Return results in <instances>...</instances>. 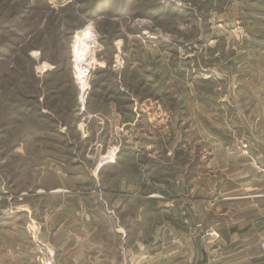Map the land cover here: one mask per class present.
Masks as SVG:
<instances>
[{"label":"rangeland","instance_id":"1","mask_svg":"<svg viewBox=\"0 0 264 264\" xmlns=\"http://www.w3.org/2000/svg\"><path fill=\"white\" fill-rule=\"evenodd\" d=\"M151 150L199 206L264 195V0H0V221Z\"/></svg>","mask_w":264,"mask_h":264},{"label":"crops","instance_id":"2","mask_svg":"<svg viewBox=\"0 0 264 264\" xmlns=\"http://www.w3.org/2000/svg\"><path fill=\"white\" fill-rule=\"evenodd\" d=\"M151 152L99 164L89 175L92 189L78 185L70 193L76 204L60 187L48 189V196L68 204L43 206L42 225L32 206L0 221V264H42L48 248L52 264H264L260 188L239 193L237 205L199 206L183 194L182 173L156 172L167 159ZM137 164L147 167L141 171ZM87 195L93 204H85ZM37 226L47 253H38ZM207 229L217 237L200 236Z\"/></svg>","mask_w":264,"mask_h":264},{"label":"built area","instance_id":"3","mask_svg":"<svg viewBox=\"0 0 264 264\" xmlns=\"http://www.w3.org/2000/svg\"><path fill=\"white\" fill-rule=\"evenodd\" d=\"M211 237H213V238H216L217 236H215V234L213 233V232H210V234H209ZM260 250L261 251H264V243H262V244H260ZM52 255L53 254H49V258L48 259H46V260H44L43 261V264H52Z\"/></svg>","mask_w":264,"mask_h":264}]
</instances>
